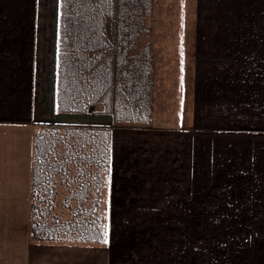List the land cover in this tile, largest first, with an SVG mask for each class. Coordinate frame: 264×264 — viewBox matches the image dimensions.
<instances>
[{"label": "crops", "instance_id": "obj_1", "mask_svg": "<svg viewBox=\"0 0 264 264\" xmlns=\"http://www.w3.org/2000/svg\"><path fill=\"white\" fill-rule=\"evenodd\" d=\"M261 1L240 52L235 34L203 50L200 0H179L173 35L154 26L139 44L153 47L150 119L116 125L101 107L56 112L60 0H0V264H264ZM203 57L254 59L252 82ZM56 122L111 126L101 242L31 236L33 135Z\"/></svg>", "mask_w": 264, "mask_h": 264}, {"label": "trees", "instance_id": "obj_2", "mask_svg": "<svg viewBox=\"0 0 264 264\" xmlns=\"http://www.w3.org/2000/svg\"><path fill=\"white\" fill-rule=\"evenodd\" d=\"M154 0H60L56 112L114 124L152 114ZM108 125L48 123L33 135L31 236L101 242L109 168ZM60 200V204L58 201Z\"/></svg>", "mask_w": 264, "mask_h": 264}, {"label": "rangeland", "instance_id": "obj_3", "mask_svg": "<svg viewBox=\"0 0 264 264\" xmlns=\"http://www.w3.org/2000/svg\"><path fill=\"white\" fill-rule=\"evenodd\" d=\"M152 8V16L149 21L151 29L163 35L169 32L173 35L175 27H167V24L173 19H177V12H179L178 4L179 0H154ZM255 0H200V45L203 50L205 47L214 45L215 40H231L232 35L235 34V38L240 40L245 38V42L240 41L238 51L249 50L251 52V38L254 34L253 20H254V6ZM257 4L258 0H257ZM264 4V0L261 1ZM181 6V3L180 5ZM258 7V6H257ZM263 7V6H262ZM260 21L263 24L264 15L260 17ZM233 30L231 32L230 30ZM230 32V33H229ZM262 32V30H261ZM210 38V43L209 39ZM215 39V40H214ZM246 45V46H245ZM226 50H232L231 47L226 45ZM236 54L235 51L225 52L221 55ZM252 58H199L198 66L203 70H208L211 73L219 72L224 78L242 76L244 75L246 81L252 82L254 73ZM118 125V124H116ZM60 204V200L58 201Z\"/></svg>", "mask_w": 264, "mask_h": 264}]
</instances>
